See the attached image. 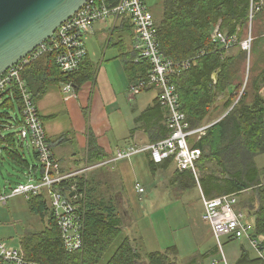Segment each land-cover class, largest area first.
Instances as JSON below:
<instances>
[{"label": "trees", "instance_id": "obj_1", "mask_svg": "<svg viewBox=\"0 0 264 264\" xmlns=\"http://www.w3.org/2000/svg\"><path fill=\"white\" fill-rule=\"evenodd\" d=\"M117 1L103 0L106 6H112ZM249 8L250 0H160L159 8L153 11L156 40L161 53L177 63L191 61L172 79L181 110L190 127L199 126L210 109L217 111L220 106L213 104L215 97L217 93H224L243 74L240 68L243 59L252 55L253 59L257 58L252 60L253 74L245 80L244 88V80L236 87L240 95L234 105L220 120L208 126L197 145H193L201 149L199 162L215 161L224 182L222 185L215 181L212 186L218 189L224 187L222 191L225 193L253 186L256 181L251 152H264V99L258 94L259 82H264V35L253 38L249 53L239 47L236 54L230 55L213 40L212 31L218 27L225 34L235 35L241 40L247 33ZM123 18L128 28H133L130 21ZM125 54L122 55L123 62L127 71L130 70L131 78H134V73L144 77L148 63L145 60L134 61L138 51L133 48ZM43 58L50 64L46 68L47 73L57 74V77H51L53 81H81L91 77L92 73L87 68L77 73L62 72L52 53H45L27 63L21 70L22 77L25 79V70L37 67ZM216 70L217 77L214 79ZM32 76L36 82L38 75L32 73ZM26 83L31 90L30 81L26 80ZM33 96L36 100L35 93ZM0 100V116L5 118H0V171L5 154L26 179L37 180L42 170L37 153L32 148L36 163L30 165L17 131L4 133L9 125L7 119H17V113H20L17 91L14 89L11 93L0 94ZM231 103L230 97L224 107ZM10 108L14 110L13 116L10 115ZM154 165L160 164L152 163ZM77 182L81 190L85 189V196L79 202L81 247L72 252L64 249L45 194L40 192L26 199L28 210L39 215L44 224L42 229L28 231L21 236L19 246L25 258L41 264H203L197 256L189 258L187 263L181 262L176 245L145 251L137 238L125 232L127 225L123 223L116 197L111 194L110 188L107 189L109 186L104 189L105 185L101 182L96 184L94 179L85 175ZM65 184H68L67 181L62 182V185ZM1 189L0 183V193ZM258 191L262 203L256 213L254 235L264 238V183ZM257 262L264 264L260 257H257ZM236 264H252V261L242 250Z\"/></svg>", "mask_w": 264, "mask_h": 264}, {"label": "crops", "instance_id": "obj_2", "mask_svg": "<svg viewBox=\"0 0 264 264\" xmlns=\"http://www.w3.org/2000/svg\"><path fill=\"white\" fill-rule=\"evenodd\" d=\"M123 19L121 17L114 21L104 19L94 22L93 35L90 34L86 38L87 41L85 40V43L88 44L91 41H99L100 43V40L102 42L106 37L104 40L106 50L105 47L102 49L100 46L98 50H95L94 56H92L91 52L87 49L86 58L82 61L79 68L74 71V73H77L79 70L87 68L92 73L90 78H85L81 81L73 79L68 82L62 80L53 81L51 77H57V74L47 73L46 68L50 64L46 58H43L37 67L27 68L24 75L25 79L30 81L32 94L35 93L37 97L34 100L44 123L47 138L63 170L73 171L82 167H90L85 175L94 179L97 182L96 184H100L101 182V185L105 186L110 184L107 182L109 175L112 176V179L114 178L113 173L110 171L113 168L112 164L118 163L120 170L124 171L128 167L127 160L135 155L111 161L117 149L129 145H144L162 139L169 134L167 126L168 109L158 103L157 91L145 89L136 94L129 93V85L138 79L140 74L136 76L137 73H134V78L132 79L130 70L127 71L124 66L122 55L126 56L125 51L130 50V48L136 50L134 48L136 30L134 26L133 28H128ZM253 20L258 24L260 29L257 35H264L263 1L260 8L256 11ZM110 22L113 23L110 24ZM238 49L239 47H233L227 53L230 55L236 54ZM109 50L113 52L110 54L111 56L108 61H105L107 51ZM32 73L38 75L35 77L36 82L33 81ZM241 77L242 75L235 79L224 93H217L213 104L220 107H218L217 111L210 109L209 114L202 120L199 126H203L204 124L210 126L220 120L229 111L239 97V91H236V87L240 84ZM258 94L264 99V82H259ZM230 97L232 98V103L224 107V103ZM126 106L129 107V115H125V117L121 116L123 129L117 132L119 122L114 116L112 118L110 116L114 112H118L121 115V111ZM54 113H58V115L56 117L51 116ZM60 115L64 116L65 121H60L59 124L55 120ZM202 135H191L188 138L189 145H197ZM90 147H92L91 150H89ZM140 153H145L147 168L153 172L155 177L162 180L163 186L170 191V196L171 194L173 195V197L171 196L172 199H182L188 191L198 189L197 194L199 199L195 201V204H197V201H200L199 216H201L202 212V197L212 198L223 194H232L234 196V208L243 211L245 216H253V227L250 233L254 235L256 213L262 203L258 189L264 183V152L255 154L251 152V159H253L255 164L254 176L256 182L253 183V186L229 193L222 191L224 187L218 189L212 186L215 181L222 185L224 182V176L218 172V166L213 160H208L207 162L198 161V176L196 179L191 170L179 171L175 160L172 158L163 161L160 165L152 166L148 153ZM104 161H111V163L107 164L110 165L109 170L103 169L107 165H104V167L101 165L96 166V163ZM139 167L135 165L133 168ZM136 183L142 185L140 182ZM111 186L113 185L111 184ZM142 187L144 188L142 193H144L145 187L144 185ZM115 193L121 195L118 188H115ZM246 224L249 227L247 222ZM254 236L263 238L256 234ZM226 240L230 239L224 237L223 241ZM242 250L246 252L247 259L252 261V264H260V262H257V253L248 239L244 242H238L237 247L227 257L220 252L217 245L198 256L203 263L204 257L219 252L221 258L223 256L228 264H236ZM220 260L217 261L220 262Z\"/></svg>", "mask_w": 264, "mask_h": 264}, {"label": "built area", "instance_id": "obj_3", "mask_svg": "<svg viewBox=\"0 0 264 264\" xmlns=\"http://www.w3.org/2000/svg\"><path fill=\"white\" fill-rule=\"evenodd\" d=\"M263 0H250L249 21L246 36L239 40L235 35H227L218 27L212 31V38L220 47L228 52L233 46L250 52L251 28L254 13L260 8ZM125 17L131 21L136 30L134 48L138 56L134 61L145 60L149 67L144 77H139L129 87L130 94L139 93L145 89L157 91V100L161 106L168 109L167 126L169 134L159 140L144 145H129L117 149L114 158H129L130 156L147 152L153 164H160L172 158L179 171L191 170L197 179V163L201 149L190 146L188 138L191 135L203 134L206 128L190 127L185 113L181 110L179 95L176 91L173 77L190 65V60L177 63L165 57L157 44V30L153 13L145 4V0H118L112 6H106L103 0H86L66 21L62 22L55 31L42 43L30 51L17 63L0 75V94L16 90L20 101V122L17 130L22 140H28L37 153L41 164V175L37 180L30 179L26 183H18L10 188L9 193H0V203H5L14 195H23L26 199L43 192L61 234L63 247L72 252L81 247L82 221L80 219V200L85 196V189H80L75 177L90 167L63 173L56 160L50 141L47 138L42 118L31 90L21 76L22 68L32 60L45 53H52L57 67L64 73L76 71L86 58L87 47L85 40L94 32V22L98 20ZM113 22H110L112 24ZM244 88V85L243 87ZM9 95V94H7ZM109 161V162H111ZM106 163L100 162L99 165ZM67 179H71L67 180ZM67 181L68 184L62 185ZM59 185H62L59 187ZM135 189L142 193L144 188L136 183ZM73 192V196L69 193ZM234 196L223 194L212 198L202 197V219L208 224L212 237L221 247V238L237 239L244 237L251 242L258 257L264 260V238L250 233L244 217L245 213L233 206ZM0 262L4 264H41L25 258L20 246H12L0 239ZM228 264L222 256L220 262L212 264Z\"/></svg>", "mask_w": 264, "mask_h": 264}, {"label": "rangeland", "instance_id": "obj_4", "mask_svg": "<svg viewBox=\"0 0 264 264\" xmlns=\"http://www.w3.org/2000/svg\"><path fill=\"white\" fill-rule=\"evenodd\" d=\"M159 2L160 0H145V4L152 12L157 11L159 8ZM254 23L256 22L253 20L251 28L252 41L260 30L258 24ZM248 29L249 26L247 23V30ZM106 33L108 35L107 31ZM104 40L102 42L100 40V43L99 41H91L86 44L88 45L87 49L91 52L92 56H94L95 50H98L100 46L102 49L105 47ZM233 47L237 48L238 46ZM112 52V50L107 51L105 61H108ZM256 59L257 58L255 57L253 59V55L250 56V58L245 57V59H243L240 64V68L243 72L241 81L248 79L249 76L253 74L252 60L255 61ZM242 83L245 86L246 81H242ZM9 112L10 115H14L13 109L10 108ZM57 115L58 113H54V115L51 116L56 117ZM125 115H129L128 106L121 111V115L118 112H114V114L110 116V118L114 116V118L119 122L117 132H120L121 129H123L122 117H125ZM0 118L5 119L3 116H0ZM60 121H65L63 115H60L58 119L55 120V122H58L59 124ZM7 122L9 125L6 129H4V132L15 131L16 129L18 130L19 126L15 127V125H18L20 122V114L17 113V119H7ZM207 127V124L203 125V128ZM23 149L29 164L32 165L36 163V159H34L32 153V145L26 139L23 140ZM144 154L145 153L135 154L128 159V167L124 171L120 170L118 163L112 164L113 168L110 171L113 173L114 178L112 179V176L109 175V179H107V182L110 183L107 189H111L110 192L116 197L117 204L119 201L117 206L118 209H121L122 211V220L124 225H127L125 232L131 237L137 238L139 244L143 246L145 251L156 249L163 250L167 246L176 245L179 252L178 258L181 262L187 263V260L194 256H197L199 259L198 255L202 252L206 253L211 250L213 246H218V244L212 237L208 224L201 216H199L200 201H197V204H195V201L199 199L197 194L198 189L196 188L194 191H188L182 199H172L171 196L173 197V195L171 194L170 196V191L163 186L162 180L155 177L153 172L147 168ZM2 157V167L0 171L1 190L3 193H9L10 188L16 186L18 183H26L29 179H26V177L21 174L22 172L10 163L5 154H3ZM56 160L58 161L63 173H71V171L63 170L60 161L57 158ZM99 163H96V166H99ZM109 163L111 162H106L101 166L104 167V165ZM135 165L140 167L133 168ZM83 168L85 167L79 169ZM109 168L110 165H107L103 169L109 170ZM79 169L73 170V172L78 171ZM86 172L87 170L82 172L81 176L75 177L76 180L83 177ZM136 182H140L144 185V193H138L135 190L134 185ZM111 184L113 186H111ZM115 188H118V191L122 196L115 193ZM104 189H106V186H104ZM245 220L249 224V229L251 231L253 227V216L246 215ZM43 224L44 223L41 221L39 215L28 210L26 198L23 195L11 196L5 203H0V239L8 245L19 246V240L24 233L42 229ZM223 240L224 237L221 238V247H218L220 252H222L226 257L229 256L230 253L237 247L238 242L247 241L244 237L226 241ZM213 259H221L220 253H212L204 257L203 264H211Z\"/></svg>", "mask_w": 264, "mask_h": 264}, {"label": "water", "instance_id": "obj_5", "mask_svg": "<svg viewBox=\"0 0 264 264\" xmlns=\"http://www.w3.org/2000/svg\"><path fill=\"white\" fill-rule=\"evenodd\" d=\"M85 1L0 0V75L48 38Z\"/></svg>", "mask_w": 264, "mask_h": 264}]
</instances>
